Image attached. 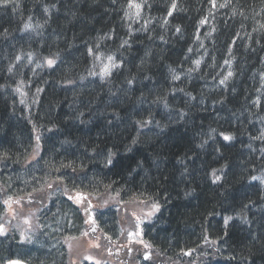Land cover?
<instances>
[{
    "label": "trees",
    "instance_id": "trees-1",
    "mask_svg": "<svg viewBox=\"0 0 264 264\" xmlns=\"http://www.w3.org/2000/svg\"><path fill=\"white\" fill-rule=\"evenodd\" d=\"M4 2L0 194L24 198L54 182L122 202L146 197L160 211L145 238L161 254L207 242L217 243V264H264V0H175V10L174 0H136L144 7L131 19L128 0ZM105 49L118 55L111 80L86 67ZM219 57L239 68L223 85L211 66ZM35 130L43 152L27 164ZM47 197L37 235L0 236V264L67 263L63 239L87 220L64 193ZM95 223L117 239L113 209Z\"/></svg>",
    "mask_w": 264,
    "mask_h": 264
},
{
    "label": "rangeland",
    "instance_id": "rangeland-1",
    "mask_svg": "<svg viewBox=\"0 0 264 264\" xmlns=\"http://www.w3.org/2000/svg\"><path fill=\"white\" fill-rule=\"evenodd\" d=\"M100 59L103 60L101 57L99 62ZM110 66V62L107 64L104 62V65L99 66V72L103 68L102 73H104L105 68L108 69ZM28 95H30V99L34 98L30 93H27ZM67 122H69L71 129L78 130L79 127L76 125V121L68 120ZM101 124L102 122L96 126L94 125V128L101 130ZM40 134L38 130H35L32 136V150L37 155H39L36 149L39 148ZM37 137H39V140ZM35 153L30 156L27 161L28 164L37 160L38 156ZM46 189L41 192L44 193V196L42 194L38 195L37 201L33 200L34 195L24 198H3L2 195L4 193L0 194L4 208L0 217V226H3L6 232V235L0 236L8 237L14 234L20 239V242H23L25 239L39 233L40 225L37 214L40 213L48 200L49 192ZM57 190H61L67 198H70L78 207L82 208L87 220V226L85 225L80 235L63 239L68 255L66 264H87L91 262L93 264H217L224 260L217 254V243H213L214 245L207 242L203 243L199 248L192 249L186 254H177L176 258L166 256L164 253L161 254L151 244H148L143 238V227L158 214L160 207H155L157 204L149 201L146 197H142V199L133 198L127 202H121L116 194H110L111 192L100 196H86L82 193L68 192L63 186L57 187ZM24 199L29 202L23 203L22 200ZM86 199L87 203L83 201ZM91 204L96 208H90ZM110 208L117 214L119 224V233L114 244L111 242L112 240L106 239L107 237L104 236L102 231H99L98 226L90 222L89 219L90 212L93 217V214Z\"/></svg>",
    "mask_w": 264,
    "mask_h": 264
},
{
    "label": "bare ground",
    "instance_id": "bare-ground-1",
    "mask_svg": "<svg viewBox=\"0 0 264 264\" xmlns=\"http://www.w3.org/2000/svg\"><path fill=\"white\" fill-rule=\"evenodd\" d=\"M42 26V28L44 29V30H47V31H44L45 32V34L47 35L48 33H49V26H50V23H49V25H45V24H43V25H41ZM34 32H36L40 37H42V34L38 31V30H36L35 29V31ZM35 35L34 36V38H37L38 37V35ZM29 38H32V33H31V31H29L27 34H25V35H22V36H14V38H12V39H10L9 41H11V42H20V41H24V40H26V39H29ZM115 38L114 37H112V38H110V40H109V43L110 42H112L113 40H114ZM29 41H26V42H21V44H23L24 46H26L27 48H29ZM109 43H108V45H109ZM107 47H109V46H107ZM26 51H28V49L26 50ZM105 51H106V53H107V55L106 56H104L103 57V60H101L100 59V62L98 63L99 64V66H102V65H104V62H106V64L107 63H111V65H113V64H115L116 65V63H114V61H112V55L113 56H116L117 55V53H113V52H111V54H109V52H108V49H105ZM118 56V55H117ZM116 56V57H117ZM109 57H111L112 59L111 60H109ZM91 63V62H90ZM89 67V70H93L94 69V67L96 66L95 64H89L88 65V61L86 62V67ZM212 66V69H213V72H214V74H215V77L218 75V80H219V82L221 81V80H225V78H227V79H230V77L228 76V72L229 71H231L233 74L234 73H238V71H239V68L236 66V65H234V66H232L231 65V63H229V64H227L225 61H224V59L223 58H221V57H219V59H218V61H216V62H213V64L211 65ZM104 67V66H103ZM198 68V67H197ZM196 68V69H197ZM199 68H200V66H199ZM195 69V70H196ZM201 69V68H200ZM97 71H99V69L97 70ZM101 71H103V68L101 69ZM113 71V70H112ZM111 71V72H112ZM110 75H113V74H110ZM114 76V75H113ZM112 76V77H113ZM112 77L111 78H109V76H106V77H103V79L102 80H107V79H112ZM77 83H78V81H76ZM99 82H101V81H99ZM223 85V84H222ZM87 86V85H86ZM175 123V122H174ZM176 124V123H175ZM175 125L174 124H172V128L174 127ZM171 130V129H170ZM41 135V134H40ZM40 137V136H39ZM36 150H38V153H39V155H41L42 154V152H43V148L42 147H39L38 149H36ZM33 153H35V151L34 150H32L31 149V151H29V154L27 155V159L29 160L30 159V156L33 154ZM36 154V153H35ZM36 156H38L37 154H36ZM34 163V162H33ZM28 164V163H27ZM29 164H31V163H29ZM26 168H23L22 170H25ZM54 183V182H53ZM49 183V185L47 186H45L44 188H42V189H39V190H37V191H35V194H33L34 196H33V200L34 201H37L38 200V198H39V196L38 195H40V194H42L43 196H44V193H41L42 191H43V189H45V188H47L46 190H47V192H49V193H51V194H53V195H60L61 194V190H57V187H62L63 185L62 184H60V183ZM43 185H45V182H44V184ZM2 197L3 198H7L6 197V194L4 193L3 195H2ZM48 204V201H46V203H45V205L43 206V208L41 209V211L43 210V209H45L44 207L46 206ZM153 204V203H152ZM155 204V203H154ZM40 211V212H41ZM38 217H39V214H37V219H38ZM38 223H39V221H38ZM39 225H40V223H39ZM66 249H67V247H66Z\"/></svg>",
    "mask_w": 264,
    "mask_h": 264
},
{
    "label": "snow or ice",
    "instance_id": "snow-or-ice-1",
    "mask_svg": "<svg viewBox=\"0 0 264 264\" xmlns=\"http://www.w3.org/2000/svg\"><path fill=\"white\" fill-rule=\"evenodd\" d=\"M8 2H9V0H5L3 6L6 7ZM113 2H115V0H113ZM213 6H215V0H213ZM220 6H221V7H224L225 5H220ZM143 7H144V5H143L142 3H137L136 0H128L127 8H128L129 10L135 9L136 11H135V13H133V12H131V11H127V12L125 13L126 18L131 19L133 15L139 17V16H140V12H141V10H142ZM176 7H177V4H176V2H175V0H174V2L171 4V9H172V10H175ZM45 11H47V9H45ZM168 14L171 15V12H169ZM166 22H167V21H165V23H166ZM202 23H203V21H202ZM29 27H30V25H28V24L25 25V29H28ZM176 31L179 32V31H180V28L177 27V28H176ZM111 59H112V58L109 57V60H111ZM54 62H55V61H54L53 59H48V60H47V64H48L49 66H52V65L54 64ZM197 64H199V61H197ZM105 73L108 74V75H110V73L108 72V69H107V68H105ZM232 75H233V73H232L231 71H229V72H228V76L231 77ZM174 79H179V77H174ZM129 83L131 84L132 81H129ZM220 83H221V84H224V83H225V80H221ZM38 91H40V90L38 89ZM138 123L146 124V123H149V122H148V121H144V122H139V121H138ZM37 139L39 140V137H37ZM224 139H225V140H228V139H230V137H228V136H224ZM133 143H135V141H133ZM108 163H112L111 159L108 160ZM213 176H216V173H215V172L213 173ZM216 178L219 179V177H216ZM254 179H255V178H254ZM155 207H159V206L156 205ZM149 215H150V213H149ZM93 222H94V221H93ZM0 235H6V232H5V229L3 228V226H0ZM146 247H147V245H146ZM11 264H18V262L13 261V262H11Z\"/></svg>",
    "mask_w": 264,
    "mask_h": 264
},
{
    "label": "water",
    "instance_id": "water-1",
    "mask_svg": "<svg viewBox=\"0 0 264 264\" xmlns=\"http://www.w3.org/2000/svg\"><path fill=\"white\" fill-rule=\"evenodd\" d=\"M8 264H11V262H10V263H8ZM18 264H23V263H21V262H18Z\"/></svg>",
    "mask_w": 264,
    "mask_h": 264
}]
</instances>
